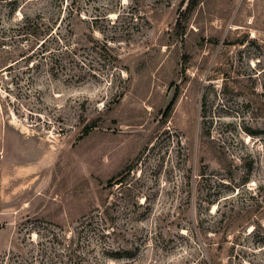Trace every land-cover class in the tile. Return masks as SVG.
I'll list each match as a JSON object with an SVG mask.
<instances>
[{
    "label": "rangeland",
    "instance_id": "374dc122",
    "mask_svg": "<svg viewBox=\"0 0 264 264\" xmlns=\"http://www.w3.org/2000/svg\"><path fill=\"white\" fill-rule=\"evenodd\" d=\"M0 264H264V0H0Z\"/></svg>",
    "mask_w": 264,
    "mask_h": 264
},
{
    "label": "trees",
    "instance_id": "16d2710c",
    "mask_svg": "<svg viewBox=\"0 0 264 264\" xmlns=\"http://www.w3.org/2000/svg\"><path fill=\"white\" fill-rule=\"evenodd\" d=\"M27 22H29V21H27ZM40 22H41V21H40ZM51 29H52V27H50V26L47 27V31H48V30L50 31ZM32 36H35V35L32 34Z\"/></svg>",
    "mask_w": 264,
    "mask_h": 264
}]
</instances>
